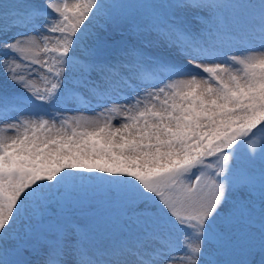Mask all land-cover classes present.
<instances>
[{"label":"snow or ice","instance_id":"obj_1","mask_svg":"<svg viewBox=\"0 0 264 264\" xmlns=\"http://www.w3.org/2000/svg\"><path fill=\"white\" fill-rule=\"evenodd\" d=\"M0 53V264H264V0H0Z\"/></svg>","mask_w":264,"mask_h":264},{"label":"rangeland","instance_id":"obj_2","mask_svg":"<svg viewBox=\"0 0 264 264\" xmlns=\"http://www.w3.org/2000/svg\"><path fill=\"white\" fill-rule=\"evenodd\" d=\"M69 2H72V0H69ZM54 46V41L52 43L48 44V47L51 48ZM41 48H43V44L40 45ZM0 55H2V53H0ZM51 54H49L50 57ZM46 57L42 52L40 53L39 58L43 61ZM38 76H42L43 75V71L41 70L40 72L37 73ZM40 87H43V81L40 82V84L38 85ZM128 103L129 102H125V101H120L119 103H114L112 105H110V107L113 109V111H105L103 113L102 116L99 117V119L101 120H107V119H111L112 123L115 127H119L121 123L124 122L123 117L125 115V113L128 110ZM100 109H96L95 111L92 112H84V113H73V112H64L61 113L60 116L61 118H68V117H74V116H79V115H85L87 117L90 118H96V113L100 112ZM50 119V117H49Z\"/></svg>","mask_w":264,"mask_h":264}]
</instances>
